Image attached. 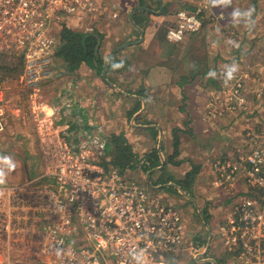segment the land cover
Segmentation results:
<instances>
[{
    "label": "built area",
    "instance_id": "1",
    "mask_svg": "<svg viewBox=\"0 0 264 264\" xmlns=\"http://www.w3.org/2000/svg\"><path fill=\"white\" fill-rule=\"evenodd\" d=\"M102 1L0 0V52L22 56L20 81L29 89L13 103L0 77V136L11 116L27 113L24 105L32 113L41 155L35 177L0 183V264H179L178 255L185 250L181 210L111 163L109 137L101 126L73 128L75 99L69 90L51 100L49 113L44 108L50 102L41 83L55 75L52 27L68 19L82 32L95 33L104 21L119 17V10ZM228 1L200 0L192 9L177 11L167 40L178 43L199 32L212 4ZM82 16L89 20L86 25ZM211 19L217 24L227 15ZM214 104L210 115H222L212 110ZM250 144L237 157L213 162L219 203L242 192L231 190L241 178L259 195L232 199L233 212L211 233L210 242L217 236L220 248L211 264H264V144ZM206 247L188 249L203 263Z\"/></svg>",
    "mask_w": 264,
    "mask_h": 264
},
{
    "label": "rangeland",
    "instance_id": "2",
    "mask_svg": "<svg viewBox=\"0 0 264 264\" xmlns=\"http://www.w3.org/2000/svg\"><path fill=\"white\" fill-rule=\"evenodd\" d=\"M174 1L178 2L177 7L169 13V17L165 14L164 18L154 17L147 23L155 27L159 25L161 29L167 30L173 23L172 20L177 11L184 8L192 9L200 0H191L192 7L189 5L184 6V3H179V0ZM216 6L223 8H219L220 10L213 13ZM151 7L155 10L159 8L157 5ZM212 8L213 10L208 9L206 12L204 27L197 33L188 34L178 43L165 45L157 40L153 41L150 46H147L149 45L147 42L144 48L135 46L134 51L130 48L117 52L123 55L121 57L123 59L122 66L127 67L125 73H128L124 75L129 76V81H134L136 86L133 87H139L141 78L145 80L147 75L153 69H156L158 65H165L159 70V74H170L179 80V86L176 85L175 89L171 90H175L178 93L177 96H180V104L179 100H170L168 104L171 113L178 107L181 113L188 112L189 115H193V118H195L194 123L199 124L198 126L202 125L201 122H208L204 120L205 117L202 118L203 113L208 116L205 119H214L212 122L215 125L224 128V134L218 138V140H221L220 138L223 140L218 141L219 145L215 148L216 154L221 155L222 153V155H225L226 153V157L221 155L222 157L219 158L231 159L237 157L239 151L248 149L251 142L258 141L264 144V0H229L222 4L213 3ZM219 13H224L230 17L229 20L227 18L226 21L215 24L211 16ZM121 16L122 13L119 12L118 18L109 19L104 23L108 26L111 21L117 20L114 22V25H117ZM64 26L81 31V28L76 25V21L68 19H64V21H60L52 27L57 42L54 51L56 63L52 65L55 75L52 78L53 80H44L41 83L44 87V99L51 104H53L52 101L55 98L54 101L58 99L62 86L66 82H69L70 86L67 90L73 95V93L76 94L78 90H81L78 83L79 77L91 74L101 78L103 71L102 69L100 75L97 70L94 71L95 68L93 70L89 67L91 70L81 72L82 64L76 70L69 71L63 65L62 60L56 57V50L60 44V34ZM121 26H127L126 20ZM96 31L99 32L97 29ZM105 44L100 53L104 62L106 56L116 49L113 50L114 46L110 47L107 44L105 46ZM0 53L5 54L6 57V59H0V77L6 81L11 100L16 103L20 98L19 96L24 98V94L29 90L20 81V75L23 72L22 56L14 52ZM125 61H128L129 65H131L130 61L136 64L129 67ZM137 62L140 64H137ZM229 73H231V78H229ZM114 75V77L110 76L111 80L103 79V90L108 91L112 88L111 93L105 94L102 92L101 94V92L95 91L94 86H92V96L89 102L92 113L87 114L85 112V115H77L74 111L70 116V121L73 128H80V126L90 128L94 127L93 125H96L95 128H99L101 126L109 139L114 134H123L128 142L131 138L142 141L143 138L148 137V132L142 128L135 129L136 125L141 122L139 120L144 119L143 122H146L149 120L148 117H150V122H154L155 119L160 120L162 117L161 109L165 107L162 106L160 109L154 110L156 113L159 111L155 116L151 112L150 116L139 117L134 120L130 112L137 99L128 95L132 92L130 89L125 88L121 92L117 90L119 87H111L109 82L112 83V80H117V75ZM121 83V81H118V84ZM238 83L242 85L240 88H237ZM162 87L167 90L168 85H162L160 90ZM235 89L238 91L236 92ZM156 91L159 90L155 88L153 92ZM74 99L76 100V96ZM151 103V109L153 110L156 105L154 104V106L152 101ZM212 103H215L212 110L216 108L217 113H222V115L214 117L210 115L209 105ZM22 110L27 111V113L22 117L11 116L6 131L0 136V179L3 180L2 183H19L27 177H35L40 171L41 155L32 113L24 105ZM165 114H167L166 109ZM180 122L182 123L183 120ZM138 140H134V148H131V153L136 154L138 159L134 165L124 168L122 172L127 177L134 178L151 187V179H156L160 174L157 173V176H155V173H153V178L148 179L147 169L143 166L144 157L142 155L148 152H143L142 145L137 142ZM223 143H226L229 147H223ZM154 146H157L156 143ZM107 149L112 163L114 150L112 141L110 145H107ZM213 162L210 163L211 167L208 169L209 176L203 183L205 193H193L190 189L184 190L178 182L176 184L180 186L179 188L162 186L165 183L161 184L159 182L155 184L162 187L151 188L155 194L163 196L165 200L175 204L186 218L187 238L184 243L185 250H182L178 255L179 264H210L198 263L192 257L188 249L191 244L197 250H201L203 246L206 247L210 244L209 255L218 259V254H220L218 237L214 236L210 242L211 233L214 235L217 222L233 212L232 199L245 193L256 197L259 195L256 188L248 187L244 178H241L231 190L234 192L241 190L242 192L233 196L232 199L224 201V203H219L220 199H217L216 196L217 187L214 185L217 173ZM190 165L191 169L194 166L199 167L198 165ZM169 167H172V165L170 164ZM180 170L179 174L183 173V170ZM200 172L199 167L197 174H200ZM206 172L207 170L203 168L202 173ZM155 184L153 185L157 187ZM172 199H176L175 201L178 203L172 201ZM194 201H197V205L202 209L201 214L204 218L200 215ZM210 210L216 211L217 217L215 215V219Z\"/></svg>",
    "mask_w": 264,
    "mask_h": 264
},
{
    "label": "crops",
    "instance_id": "3",
    "mask_svg": "<svg viewBox=\"0 0 264 264\" xmlns=\"http://www.w3.org/2000/svg\"><path fill=\"white\" fill-rule=\"evenodd\" d=\"M106 1H109V3H111L110 5H112V7L114 9L119 10L120 13H122V16L119 18L120 21L117 25H114V22H116L117 20L111 21L108 26H106V23H104V25L101 26V29H98L99 32H97V31L95 32L97 34L100 33V35L103 36L101 38L102 41H101V45L99 48L100 53H101V48L103 49V47H104L105 41H106L107 46H110V47L114 46V48H112L113 50L115 48L117 49L119 46H121L125 43H131L127 47L121 49L123 51L130 49V48H132V51H134L133 48L135 46H140V47L144 48L145 44L147 42L149 43V45H147V46H150V44L153 41H157V40L159 42H161L162 44H165L160 39H161V37L166 36L167 30L161 29L159 27V25L157 27L151 26L149 23H147V21L150 22L152 20V18H154V17L164 18L165 14L168 15V17H169V13H171L175 9V7H177L176 5L178 2H176L174 0H103L102 2H106ZM190 1L191 0H179V3H184V6L189 5L192 7ZM153 5H157V6H159V8L157 10H155V8L153 9L151 7ZM137 6H143L147 9H149V10L138 9L133 14V19H134L135 24L137 26L141 27L145 31V39L141 43H135L141 39V33L135 27V25L132 22L131 23L134 26L130 23V19H129L130 12L132 11L133 8H135ZM219 8H223V7H217L216 6L214 8L215 10H213V8H211V10H213V13H215V11L220 10ZM103 9L106 10L105 6L101 7V10H103ZM82 17H84V16H82ZM227 18L229 20L230 17L227 16ZM125 20H126L127 26L123 27V26H121V24L122 23L124 24ZM80 21L82 24L86 25L89 20L84 17V18L80 19ZM162 21H163V19H162ZM112 25H114V26H112ZM166 41H167V37H166ZM106 44H105V46H106ZM168 44L170 45V44H174V43H170L167 41V44H165V45H168ZM113 50H111V51H113ZM117 53H118L117 57L120 60H123L121 58L123 55H121V53H119V52H117ZM115 54H114V56H115ZM101 57H102V55H101ZM126 62H128V61H126ZM130 64L131 65H129V67L133 66L136 63H134L133 61H130ZM137 64H140V63L137 62ZM160 65H162V64H160ZM160 65H158L156 69H153L152 72L147 75L145 80L141 78V81H140L141 85L139 87H133V86H136L134 81H129L130 80V79H128L129 76L127 77L126 75H124V74H128V73H125L127 67L125 69H122V70H117L118 66L116 65V66H113L114 68L112 67V69H110V71L107 70V75H108L107 79L111 80L110 76L114 77L115 76L114 74L117 75L116 76L117 80L116 81L112 80V83L115 85V87L116 86L119 87V89H117V90L121 91L125 88L130 89L132 92L128 93V95H131L130 97H132L134 99L140 100V108L132 115L134 120L136 118H139V117L150 116L151 112H153L152 115L155 116L159 113V111H158V113H156L154 110H158L162 106H163V108L165 107L164 109H161L162 117L160 120L155 119L156 122L155 121L150 122L151 121L150 117H148V119L150 121L148 120L146 122H143L144 119L139 120L141 122H139L136 125L135 129L136 128H142L143 130H146L148 132V137L146 136L145 139L144 138L142 139V141L135 139V138H131V140L129 141V144H130L131 148H134V145H133L134 140H138L137 142L138 143L140 142L142 145L141 148H143V152H148L146 154H144V153L142 154L144 158L147 157V154H149L152 151V149L157 148L158 154H159V159L161 161V165L154 167V168L147 171L148 179H151V177L153 178V173H155V176H157L156 175L157 173L160 174L156 179L155 178L151 179L152 180L151 186L154 187L155 189L160 188L162 186H174V187L179 188L180 186L177 185L176 183L185 177V174L189 170H191L190 164H193V165H198L200 167L201 172H200V174L195 175L194 181L192 182V186L190 187V190L193 193H196V192H200V194L205 193V188L203 187V183L209 176L208 169H209V167H211L210 163H212L214 160H216L219 157H222V156L226 157V153H225V155H222V153H221V155H222L221 156V155H217L216 151H215V148H217L219 145L218 141L223 140L222 138H220L221 140H218V138L222 137V135L224 134L223 133L224 128L221 126H218L217 124L215 125V123L212 122V120H214V119H211V120L205 119L208 116H206L205 113H203V112H202L203 113L202 118L205 117L204 120L208 121V122H206V123L201 122L202 125H200V126H198L199 124L194 123L195 118H193V115L192 116H191V114L189 115L188 112H182L181 113L179 111L178 107L176 108L175 111H173L171 113V109L169 107L168 102L170 100H172V101L179 100V104H180V96L179 97L177 96L178 93L175 90H171V89H175L176 85L179 86V80L170 74L169 75L159 74V70L161 68H163V66H165V65H163V66H160ZM62 67H64V66H62ZM62 67H60V68H62ZM89 67L90 66L88 64L83 63L81 68H80L81 72H87V71L91 70V69H89ZM94 71H96V69ZM122 77H123V79H122ZM79 78H80V80H78V83L81 86V90H78L76 94L73 93V96L74 97L76 96V100H74L75 101L74 111L76 112L77 115H85L86 113L91 114L92 110L89 107V102H90V99L92 96V94H91L92 88H93L92 86H94L95 91H99V92H101V94H102V92L105 94L111 93L112 88L110 89L111 91L110 90H108V91L103 90L104 89V87H103L104 81H103L102 75H101V78L100 77L98 78V77H96V75H91V74H89V76H84V77H79ZM118 81L119 82L121 81L122 83L118 84ZM164 84L168 85L167 90H165V87H162L160 90V87ZM68 87H70L69 82H66L62 86L61 91H65L64 89H67ZM155 88L159 91L153 92L155 90ZM151 101L153 102V105L154 104L156 105V106L154 105L155 107L153 108V110L151 109V104H152ZM51 105H52L51 103L50 104L47 103L45 105V110L48 113L52 110ZM165 109L167 111V114L164 115ZM185 117H186V119H185ZM189 117L191 119H188ZM163 118H165V119H163ZM181 120H183L182 123L180 122ZM167 121H169V122H167ZM224 125H226V124H224ZM227 126H228V124H227ZM152 128H156L157 133L152 131L151 130ZM174 133H176V135H178L179 140H180V144H179L180 154L177 157H175V160L178 162L180 161V163L179 164H172V163L166 164L167 157L173 153V140H174L173 134ZM152 138H154L155 140ZM156 140H157V142H156ZM155 143L157 146H154ZM222 146L227 147V148L229 147L226 143H223ZM170 164L172 165V167H169ZM181 165H183V166H181ZM178 167H181L180 169L183 170V173L179 174V172L181 170ZM177 168H178V170H176ZM203 168L207 170L206 173H202ZM157 182H159L161 184H163V183H165V184L160 186V185L155 184ZM153 184L157 185V187L154 186ZM178 184H179V182H178ZM246 188H243V189H246ZM216 195H217V192H216ZM220 197H222V196H220ZM166 199H168V198H166ZM207 199H208V197H207ZM168 200L171 201L170 199H168ZM175 200L172 199V201H175ZM197 201H194V202H195V205H196L198 211L200 212V215L202 216L203 215V214H201L202 209L199 207V205H197V203H196ZM224 201H226V200H222L220 203H224ZM176 203H178V202H176ZM209 209H211V208H209ZM210 213L212 215H214V219H215V215L217 217L216 211L214 212L213 210H210ZM185 220H186V218H185ZM185 223H186V221H185ZM186 228H187V224H186ZM186 238H187V236H186ZM192 257L194 258L193 255H192ZM205 257L211 258L212 256H210L209 252H208ZM194 259H196V258H194ZM197 262L199 263L198 260H197ZM206 262H209V261H206Z\"/></svg>",
    "mask_w": 264,
    "mask_h": 264
},
{
    "label": "trees",
    "instance_id": "4",
    "mask_svg": "<svg viewBox=\"0 0 264 264\" xmlns=\"http://www.w3.org/2000/svg\"><path fill=\"white\" fill-rule=\"evenodd\" d=\"M94 34L95 33H84L82 31L73 30L66 26L63 27L60 34V44L56 50V57L62 60L63 65H65L69 71L76 70L81 66V64L85 63L91 68H95L97 72L101 74L104 60L101 57L99 50L96 52L97 38ZM98 34L100 35V33ZM100 36L101 38L103 37L102 35ZM160 40L165 44L167 43L166 36L161 37ZM117 54L118 53H116L115 56L110 60L108 71H110V69L116 65L118 66L117 70L125 69V67L122 66L123 60H120L117 57ZM0 59H6L5 54L0 53ZM125 63L129 65L128 62L125 61ZM139 108L140 100L137 99V101H135L134 108L130 112V115H133ZM151 130L157 133L156 128H152ZM111 138L109 139V145L111 141L114 145L112 163L117 167L119 166L120 171L122 172L124 168L134 165L138 158L136 154L131 153V146L123 134H114L111 136ZM179 144V137L176 135V133H174L173 153L167 157L166 164L180 163V161L178 162L175 160V157L180 154ZM159 165H161V161L159 159L158 150L157 148H154L149 154H147V157L144 158L143 166L148 171ZM198 170L199 167L194 166L185 174V177L182 180L178 181L184 190L190 189Z\"/></svg>",
    "mask_w": 264,
    "mask_h": 264
},
{
    "label": "water",
    "instance_id": "5",
    "mask_svg": "<svg viewBox=\"0 0 264 264\" xmlns=\"http://www.w3.org/2000/svg\"><path fill=\"white\" fill-rule=\"evenodd\" d=\"M138 9L149 10V9L143 7V6H137V7L133 8L132 11H131L130 14H129V19H130V21L135 25V27H136V28L140 31V33H141V39H140L138 42H135V43H141V42L144 41V39H145V31H144L141 27L137 26V25L135 24V22H134V19H133V14H134V12H135L136 10H138ZM94 35H95V37L97 38L96 52H98L102 40H101V36H100L99 34L95 33ZM130 44H131V43H125V44L119 46L114 52L110 53V54L107 56V58L105 59L104 65H103L102 77H105V78H106L109 63H110L111 58L114 57V54H115L117 51H119V50H121V49L127 47V46L130 45ZM109 83H110V85H111L112 87H115V85H114L113 83H111V82H109ZM119 91H120V90H119ZM121 92H122V90H121ZM149 175H150V174H149ZM202 217H204V216L202 215ZM209 249H210V246L208 245V246L206 247L205 254L208 253ZM204 261H205V262H206V261H210V262H213V263L215 262V260H214L213 258H206Z\"/></svg>",
    "mask_w": 264,
    "mask_h": 264
},
{
    "label": "clouds",
    "instance_id": "6",
    "mask_svg": "<svg viewBox=\"0 0 264 264\" xmlns=\"http://www.w3.org/2000/svg\"><path fill=\"white\" fill-rule=\"evenodd\" d=\"M235 70V69H234ZM229 78H231V73H229ZM3 182V180L2 179H0V183H2Z\"/></svg>",
    "mask_w": 264,
    "mask_h": 264
},
{
    "label": "flooded vegetation",
    "instance_id": "7",
    "mask_svg": "<svg viewBox=\"0 0 264 264\" xmlns=\"http://www.w3.org/2000/svg\"><path fill=\"white\" fill-rule=\"evenodd\" d=\"M103 79H106V80H108V79H107V75H106V78H105V77H103Z\"/></svg>",
    "mask_w": 264,
    "mask_h": 264
}]
</instances>
